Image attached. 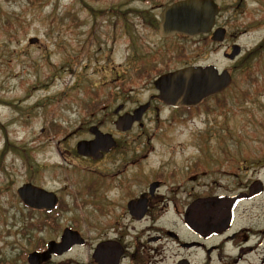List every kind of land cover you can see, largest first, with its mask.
Masks as SVG:
<instances>
[{
  "label": "rangeland",
  "instance_id": "rangeland-1",
  "mask_svg": "<svg viewBox=\"0 0 264 264\" xmlns=\"http://www.w3.org/2000/svg\"><path fill=\"white\" fill-rule=\"evenodd\" d=\"M83 1L97 9L107 8L112 4L122 11L132 7L141 9L151 7L157 14L160 10L158 6L171 0H0V99L12 101L21 107L19 110L0 102V150L7 138L17 140L23 145L34 146L33 155L42 164L43 169L41 170L43 174L38 173L35 180L49 189L59 191L62 189L60 193L63 200L69 202L72 208V212L62 216L63 220L69 216L79 215L78 219L81 218L82 228L89 237V243L86 246L78 247L66 256L89 263L94 235L92 228L95 222L103 217L98 214L92 203L82 204L81 208L73 211L75 203L73 193L79 186L80 189L87 186L91 180L90 166H93L89 160L74 156L65 157L63 154L64 148L71 149L81 137L88 135L83 125L89 123V119H84L86 116L79 109L80 102L73 98L83 96V86L102 87L103 94L109 89L114 90V86L111 85L112 80L113 78L120 80L116 75L129 74L128 62L131 56L128 35L125 34L123 26L116 28L113 25H107L106 18L100 16L97 17V21L104 24L97 26L94 22L95 16ZM217 1L225 7L236 4L238 13L241 12L238 14L226 8L220 16L219 20L222 24H227L230 34L226 43L223 46L210 47V44L204 42L205 38L179 43L186 48L185 55L189 54L191 61L201 64L213 62L220 69H230L234 62L227 59L224 52L230 50L232 43H239L242 46V52H245L264 37V0ZM251 14L254 16L251 17ZM72 16L76 17L75 22ZM241 23L245 24L244 27L242 24L240 30ZM143 27L139 25L136 30L144 33L151 43L160 42L156 29ZM251 69L254 74H261L264 77V56L258 63L257 61L252 63ZM235 77L238 85L225 94L226 99L232 100L228 115L215 110L210 114L197 115L191 120H177L162 124L149 122L142 129L135 125L132 134L124 137H128L129 142L133 144L131 148L139 149L143 148V142L145 146L149 143L146 141V135L141 134L153 133L150 141L152 151L146 162L151 168L173 162L183 166L189 163V159L197 156L194 162L198 161L201 169H210L212 164L209 159H202L203 148L209 147L211 154L218 155L217 137H224L225 133L234 135L241 132V143L238 147L257 149L259 146L253 141L254 138L249 139L245 133L253 137L257 133L255 125L249 121L250 110H254V118H261L264 113L262 109L251 106L250 102L242 98L243 77L240 74H236ZM139 83L140 81L133 80L131 86ZM146 87L135 86L134 89L129 87L123 90L127 92L126 95L130 93L129 100L126 101L129 107L149 98L153 90L148 84ZM235 91L237 94H234ZM61 92H65L62 98L58 96ZM119 93L121 95V92ZM252 96L254 100L262 102L264 108V90H253ZM125 97L119 96L115 106L123 103ZM211 104L213 105L212 102ZM161 115L165 118L170 115V112L165 109L162 110ZM27 116L29 123L24 126L21 121L27 119ZM52 118L63 121L69 129L68 132L72 134L66 138H63V135H44ZM104 123L103 129L112 131L111 122ZM155 131L158 135L164 132L168 137H166L167 140L155 137ZM202 133L206 135L200 140ZM226 143L229 147H236L232 139H226ZM212 149H214L213 152ZM262 158L264 161V154L260 157L261 160ZM21 162L20 158L10 154L5 163L7 171L0 172V256L2 257L12 258L16 254V248H21L25 243L24 239L17 240L20 237L18 230L21 226V221L18 220L21 213L18 211L21 212L23 207L15 194L18 186L28 179L27 171ZM54 165L78 167H74L73 174H70V171L62 167L55 168ZM257 165L258 167L249 170L250 173L247 175L261 176L264 179V167L261 168L264 164L260 161ZM104 166L101 164L100 169ZM174 166H169V170ZM116 167L117 164L114 162L113 168ZM246 172L243 169L245 176ZM179 173L181 176L185 174L184 171ZM65 174H70L71 178H66ZM141 177V173H135V179L139 180ZM79 178L83 180L79 181ZM186 184L184 178L183 188L184 186L186 188ZM183 188L179 190V202L185 195ZM110 191L109 197L116 194L115 191ZM87 199L89 197L85 195L79 197L80 202ZM98 202L102 203L100 212L106 214L109 211L107 202L102 197L98 198ZM170 204V212H172L173 204ZM113 206L114 210L119 207L117 203ZM172 217L173 214L164 215L159 222L168 226ZM123 221L127 223L128 220L125 218ZM132 224L140 226V223ZM131 226L130 224V228ZM58 234L47 229L43 235L54 238ZM171 254L172 251L167 252L166 262L168 263L169 260L173 264Z\"/></svg>",
  "mask_w": 264,
  "mask_h": 264
},
{
  "label": "flooded vegetation",
  "instance_id": "flooded-vegetation-1",
  "mask_svg": "<svg viewBox=\"0 0 264 264\" xmlns=\"http://www.w3.org/2000/svg\"><path fill=\"white\" fill-rule=\"evenodd\" d=\"M176 37L184 39L182 35ZM155 94L156 92H153L150 96ZM158 103L160 102L155 98L151 100L150 108L143 116V123L159 119L161 109L168 110L171 117V114L177 111L176 108ZM187 109L193 110L194 107ZM125 111H131V109L125 108ZM127 135L130 133L116 132V147L105 152L100 158L91 157L89 159L93 164L90 169L97 212L101 213L102 208L100 206L102 203H98L100 188L112 189L116 193L112 196L121 200L119 207L114 210L112 206L109 209L108 213L113 216V222L97 221L93 225L95 236L93 250L106 240H116L120 242L125 251L120 264H169L166 258L167 252L171 251L173 264H186L182 261L183 259L187 264H264V184L260 194L245 198L236 204L231 220L226 221L228 207L221 206L213 221L215 230H211V222H207L203 237L186 228L183 223L180 227V222L177 220L174 224L171 223L172 226L159 222L161 217L169 213L179 215L182 219L187 205L198 198L217 195L231 196L240 191L249 192L250 185L259 177L244 178L239 174L242 149H223L221 157L216 160L215 167L212 170H206L209 175H201L197 170L190 171L187 174V189L183 188V181L178 179L180 173L169 170V168L165 170L163 164H159L156 168L139 171L142 177L136 181L133 176L132 179L137 185L134 183V186H131L130 165L140 162L145 157V153L142 152L139 156L130 159L132 153L129 138L124 137ZM87 138H92V136ZM142 150L139 149V151ZM68 154L74 155L75 152L69 149ZM79 158L85 159L80 156ZM114 162L117 164L116 168H113ZM101 164L105 165L102 170L99 169ZM222 178H224L223 181ZM153 180L159 181L160 184L151 193L149 184ZM132 187L139 188L132 189ZM163 188L165 189L162 191ZM181 188L187 196L186 198L181 197L182 201L178 202ZM140 197L147 198V210L145 216L137 221L131 217L125 202ZM109 199L110 202H114L113 197ZM170 203L173 204L172 212H170ZM64 207L65 201L62 202V211ZM206 212H209V209ZM115 215L119 216L117 220L119 218L124 220L127 216L128 223H121L119 220L116 222ZM131 222H138L140 226L136 227L133 224L130 228ZM63 225V228L69 226L83 234L81 220L78 218H69L68 223L64 222ZM183 243L189 245L186 246ZM94 264L98 263L94 262Z\"/></svg>",
  "mask_w": 264,
  "mask_h": 264
},
{
  "label": "water",
  "instance_id": "water-1",
  "mask_svg": "<svg viewBox=\"0 0 264 264\" xmlns=\"http://www.w3.org/2000/svg\"><path fill=\"white\" fill-rule=\"evenodd\" d=\"M220 8L214 0H179L167 5L160 14L159 32L161 36H171L178 32L192 37L202 32H209L215 23V18ZM226 30L223 27L215 29L212 35L213 40H223ZM240 52V46L234 45L229 57L233 58ZM231 82V75L227 70L219 73L214 64L205 66H188L173 72L161 75L155 80V85L160 89L158 97L166 103L181 106L194 105L203 98L222 91ZM149 103L141 105L134 110L133 114L125 113L116 120V127L121 130L131 128L135 120H139L143 112L148 108ZM121 108L119 106L116 111ZM96 134L94 140H83L78 143V150L85 155H94L97 150L107 149L113 145L110 134H102L97 126L90 128ZM110 139V140H108ZM103 141L108 142L104 147ZM102 142V144H101ZM21 199L28 205L37 208L52 209L57 203V196L52 191L32 183H24L18 189ZM213 202L210 201V204ZM132 202L130 207L132 208ZM202 200L196 202L186 214V222L196 230H203L204 221L201 215L197 214L198 205ZM212 228H214L212 226ZM82 242L78 233L69 229L65 230L62 240L48 242L45 251H35L29 255V264H40L48 260L52 252L57 254L68 250L74 243Z\"/></svg>",
  "mask_w": 264,
  "mask_h": 264
},
{
  "label": "trees",
  "instance_id": "trees-1",
  "mask_svg": "<svg viewBox=\"0 0 264 264\" xmlns=\"http://www.w3.org/2000/svg\"><path fill=\"white\" fill-rule=\"evenodd\" d=\"M85 5L90 9V11L94 15H97L98 12L103 13V14H107L110 12L112 14V18L111 19L107 18L108 22L113 24V26H115L116 28L122 25L126 32H128L129 29L131 28L130 23H133V21H130V19L128 18V13H134L136 16H142V18L144 19L146 23H148V25L153 24V18L150 12L144 9L131 8V9L122 11L120 10L118 6H115L112 4L110 7L106 9L95 10L89 4L85 3ZM72 20L75 22L76 17L72 16ZM95 22H96V19H95ZM262 56H264V38L254 48L246 52V54H244L241 57V59L237 62V64L234 67V70H238L239 72H243V71L246 72L247 80L245 83H251V84L261 83V81L258 79V76L255 74H252L251 65L255 61H257L258 63ZM142 76H143V73H138L137 75L138 78H141ZM121 80H122L121 86H125L129 82V78L126 77L125 75L121 78ZM83 87H84L82 90L83 96H80L79 98H73V99L77 101L79 100L81 102V108L90 115L92 113L94 114L96 110L100 109V106L102 107L109 106L111 102L115 101L117 98L116 96H113L111 92H109L105 96H101L100 88L93 89L87 86H83ZM58 96L62 98V92ZM0 102H5V104H11L14 107L21 109L20 106L14 104L12 101H6L5 99H0ZM55 120L56 118H52L50 120L49 127L46 131V134L58 135V134H62V131H67V127L66 128L63 127L62 124L56 122ZM8 151L23 155L22 157L24 161H26V163L28 164V156L30 155L29 153L30 149L28 150L23 145L16 144L15 142L8 139L3 151L0 153V169L4 166V158H5V155L8 153ZM27 169L33 172L39 169V166L36 163L34 165L30 163ZM53 214L54 213H47V215L45 216V220H48L50 224H52V222L55 221V216H53Z\"/></svg>",
  "mask_w": 264,
  "mask_h": 264
}]
</instances>
